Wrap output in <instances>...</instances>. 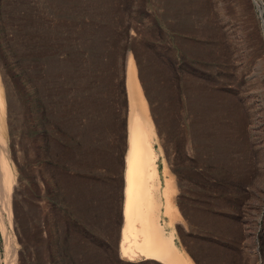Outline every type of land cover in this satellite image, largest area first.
I'll return each mask as SVG.
<instances>
[{"label":"rangeland","instance_id":"obj_1","mask_svg":"<svg viewBox=\"0 0 264 264\" xmlns=\"http://www.w3.org/2000/svg\"><path fill=\"white\" fill-rule=\"evenodd\" d=\"M131 63L160 223L189 264H264V0H0V264H168L122 247Z\"/></svg>","mask_w":264,"mask_h":264},{"label":"bare ground","instance_id":"obj_2","mask_svg":"<svg viewBox=\"0 0 264 264\" xmlns=\"http://www.w3.org/2000/svg\"><path fill=\"white\" fill-rule=\"evenodd\" d=\"M128 76L132 98L134 102L139 101V107H134L130 118L126 166L123 239H131V243H123L122 247L125 252L133 253L132 255L143 252L147 258L159 257L168 264H189V259L174 242L173 233H168L160 223L163 210V214L167 215L169 220L175 215L173 190L169 181H165L160 174L161 153H157L155 149L158 135L132 63ZM6 127V97L0 78V178L6 187L8 201L16 175L9 159L8 145L3 133ZM167 173L168 170L165 168L164 175L167 176Z\"/></svg>","mask_w":264,"mask_h":264},{"label":"trees","instance_id":"obj_3","mask_svg":"<svg viewBox=\"0 0 264 264\" xmlns=\"http://www.w3.org/2000/svg\"><path fill=\"white\" fill-rule=\"evenodd\" d=\"M197 263L200 264V263L198 262V260H197Z\"/></svg>","mask_w":264,"mask_h":264}]
</instances>
